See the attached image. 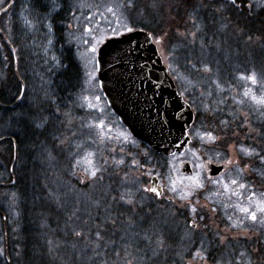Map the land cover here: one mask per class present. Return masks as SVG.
Wrapping results in <instances>:
<instances>
[{"label":"rangeland","instance_id":"1","mask_svg":"<svg viewBox=\"0 0 264 264\" xmlns=\"http://www.w3.org/2000/svg\"><path fill=\"white\" fill-rule=\"evenodd\" d=\"M48 1L56 22L51 23L50 13L44 15L41 34L28 0L0 4V87L7 97L19 87L12 116L21 123L20 95L27 91L32 103L27 109L38 106L40 114H50L48 121L36 125L43 138L33 151L22 161L16 158L27 168L13 169L0 146V264L10 261L1 238L3 226L10 230L19 217L16 185L29 179L36 197L43 199L42 208L50 211L48 221L65 215L60 232L71 234L73 244L67 247L77 246L80 254L69 253L76 260L85 247L99 252L109 234L126 241L133 237L151 259L162 251V235L154 222L143 236L129 232L140 227L131 219L108 230L113 206L131 213L140 208L144 215L152 210L169 218L176 229L169 240H174L180 264H264V0H237L236 5L231 0ZM138 15L156 20V31L149 33L178 94L194 113L188 130L191 143L181 154L162 156L145 148L118 123L97 85L91 47L134 28ZM159 37L162 43L155 42ZM66 48L78 77L61 83L52 79V72L60 69L57 52L66 54ZM9 118L0 112V136L9 131ZM209 160L225 170L208 177L204 168ZM182 163L190 166V174L181 171ZM198 174L202 188L189 179ZM233 179L238 183L233 185ZM152 187L162 194L144 191ZM253 212L256 221L250 218ZM35 221L38 227L45 224L42 218ZM53 233L55 229L42 232L41 240L51 249L64 246L61 239L47 242ZM105 256L106 264H132L130 253L115 256L117 260Z\"/></svg>","mask_w":264,"mask_h":264},{"label":"trees","instance_id":"2","mask_svg":"<svg viewBox=\"0 0 264 264\" xmlns=\"http://www.w3.org/2000/svg\"><path fill=\"white\" fill-rule=\"evenodd\" d=\"M195 1L196 0H189V2ZM143 5L144 4H141L140 6ZM27 6H29V10L34 15V20L36 21L38 25V30L40 31L39 33L41 34V31L44 30V26L42 25L40 20L44 15L49 14L51 11L49 1L28 0ZM139 9L142 8L139 7ZM207 9L210 10L209 8ZM138 14H141V10L138 11ZM50 15L52 14L50 13ZM56 17L57 16L55 14L50 16L51 23L54 24L56 22ZM135 17L137 21L136 23H134L133 29H142L148 33H154V31H156V20H154L153 23L149 22V20H146V22L142 16H139L138 19L137 16ZM27 40L28 38L26 36L24 41ZM36 41L41 40L36 39ZM64 51H66L67 53L63 54L57 52L56 54L57 58L60 60V69L56 71V74L54 73L55 71L52 72V74H54L52 79L55 80L59 78L62 81L61 83H69L74 80L76 81L78 77V71L74 61H72L71 56H69L68 54L70 50L66 48ZM7 57L11 60V56L9 54H7ZM18 89L19 87H16L13 92L11 91V96L9 95L7 97L0 87V112L2 111L4 115L11 117V119L9 118V120L5 119L10 126V132L8 131L6 134L0 136V146L5 148L4 151L8 155V159L10 161H13V169L16 165L19 168L25 169L27 168V164L23 162L18 163L16 161V158L18 157L20 161H22V156L24 154H29L31 153V151H33V148L35 147L34 145H36V143L41 137L43 138V131H36V125L37 123L43 120L48 121V117L50 116V114L48 111L45 114H40L41 110L38 108V106L28 107L27 109V106L32 104L28 103L30 101L28 99L29 94L27 91V93H23L24 95H20L22 96L23 100L18 115L20 116L19 121H21V123H18L17 117L12 116L13 114H15V107L13 109H6L5 107H2L6 105L10 107L13 106L16 101V98H18L19 96ZM34 134L37 135L35 138ZM19 173H22L21 169H19ZM30 186V179L28 181V184L26 180L19 181L17 183L16 188H18L19 190V195L21 199V202L19 203L20 207L18 210L19 217L18 220L15 221L14 226L10 228V230L8 227L3 226V231H1V238L3 239L4 250L6 252V255L10 258V261L7 264H63L60 261H64V259L72 260L71 262H68V264H106L108 262L106 260L105 255H108V259L117 260L115 256L118 257L125 255L126 257V255L129 253L131 254V256L128 257V260H132V264H135V262H137V264L181 263V261L175 260L176 255L173 251L175 246V243L173 242L174 240H169L173 232L176 231V229H174L168 222L169 218L160 217L161 215L157 214L151 209V212L148 213L149 215H144L143 209L140 208L134 210V213H131L128 210L124 211L120 210L119 208H113V206H110L111 211H108V219L111 220V222L106 224V227H108L107 229L110 231L115 226V224L116 226H118V224H120L121 222L124 223L126 219H128L129 221L131 219V221L136 222V224L137 222H139L140 227H137L135 225L136 228L133 227L132 229L130 227L129 229V232L134 234V236H136L137 234L143 236L145 231L150 230L153 222L157 225L156 227L158 229H156L158 233L162 235L163 240V244L161 247L162 251H158V256L151 259L150 254L142 250L141 245L135 243L133 237L126 241L122 240V238L116 234H109L111 237L105 239V243L98 249L99 252H94L92 250L95 247L92 248L91 246H88L85 247L86 251L77 260L73 257H70L69 253L71 255L80 254V251L77 249V246L75 249L70 250L67 246L69 244H73L71 234L68 233L65 236L62 235V233L60 232V229L64 226L63 224H65L64 221L62 222L63 216L65 215H63L62 213H58L56 217L48 221V219L51 217V215H49L50 211L46 209L44 210L42 208L44 203L43 199L39 198L38 196L36 197L37 194L33 192ZM35 199L38 202H36V206L33 205V203L31 204V201H36ZM35 211H37L36 216ZM37 218H42V222L45 224L41 226L39 225L38 227V223L37 221H35ZM44 219L45 221H43ZM43 226L47 229L42 228ZM51 229H55V234L53 233L52 237H49L47 242H55L61 239V241L63 240L62 243H64V246H61L59 248L55 247V249H51L45 243L46 241L44 239V241L41 240L40 234H42V232H46L49 234V230ZM83 245L85 246V244ZM127 248L128 250L124 251ZM12 257H14V259H12ZM111 262L114 263L115 261Z\"/></svg>","mask_w":264,"mask_h":264},{"label":"water","instance_id":"3","mask_svg":"<svg viewBox=\"0 0 264 264\" xmlns=\"http://www.w3.org/2000/svg\"><path fill=\"white\" fill-rule=\"evenodd\" d=\"M146 34L135 29L101 43L95 54L98 88L119 124L144 147L157 155L181 154L190 144L194 115ZM181 171L191 173L187 163ZM222 171L221 165L205 164L208 177Z\"/></svg>","mask_w":264,"mask_h":264},{"label":"snow or ice","instance_id":"4","mask_svg":"<svg viewBox=\"0 0 264 264\" xmlns=\"http://www.w3.org/2000/svg\"><path fill=\"white\" fill-rule=\"evenodd\" d=\"M4 3V0H0V4H3ZM231 3L233 4V5H236V3H237V0H231ZM249 7H251V5H249ZM4 11L6 12L7 11V8H5L4 9ZM109 11H112V9H109ZM91 19V18H90ZM87 31H91V29H86ZM49 31H51V27L49 26ZM127 31L129 32V33H131V32H133L134 31V29L132 28V27H129L128 29H127ZM141 31H143L142 29H141ZM94 38V37H93ZM146 40H151V39H153V37L151 36V35H148V34H146ZM162 40H163V37H159V38H156L155 39V42L156 43H162ZM85 43H87V41H85ZM90 51H92L93 53H95L96 51H97V48L95 47V46H93V47H91V49H90ZM249 79H251L252 81H253V83L255 82V77L254 76H252V77H249ZM97 99H99V98H97ZM262 102H264V101H262ZM209 139H211V140H214L215 138L214 137H212V135L209 133ZM211 160H209V161H207V163L208 164H211ZM231 161H229V163H230ZM200 167H203V165H200ZM96 175V173L95 172H92V176H95ZM189 179H191L192 181H193V184L195 185V187L196 188H202L203 187V183L200 181V178H199V174L196 176V177H189ZM216 183H218L219 181H215ZM231 183L233 184V185H235V184H237L238 183V181L237 180H235V179H233L232 181H231ZM241 188H243V187H245L243 184H240L239 185ZM173 191H175V186L173 185V189H172ZM144 191H151L152 193H154L156 196H160L162 193L156 188V187H152V188H145L144 189ZM243 212H245V213H248V209H241ZM261 211H264V208H261L260 209ZM191 211H193V212H195L196 211V209L195 208H192L191 209ZM203 217H201V219H202ZM250 218L253 220V221H256L257 220V216H256V214L253 212V213H250ZM77 235H79V233H77ZM97 236H98V238H99V233L97 234ZM3 254V250L2 249H0V255H2ZM196 256H200V253L199 252H197L196 253Z\"/></svg>","mask_w":264,"mask_h":264},{"label":"flooded vegetation","instance_id":"5","mask_svg":"<svg viewBox=\"0 0 264 264\" xmlns=\"http://www.w3.org/2000/svg\"><path fill=\"white\" fill-rule=\"evenodd\" d=\"M2 107H5L6 109H13V108L15 107V105H13V106H11V107H10V106H7V105H6V106H2ZM213 164L216 165V163H213ZM219 165H222V164H219ZM222 166H223V168H224V170H225V167H226V166H225V165H222Z\"/></svg>","mask_w":264,"mask_h":264}]
</instances>
